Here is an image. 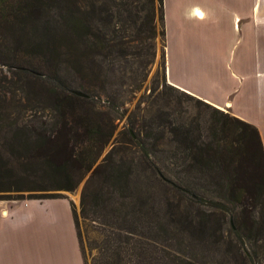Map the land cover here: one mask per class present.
<instances>
[{
	"label": "trees",
	"instance_id": "obj_1",
	"mask_svg": "<svg viewBox=\"0 0 264 264\" xmlns=\"http://www.w3.org/2000/svg\"><path fill=\"white\" fill-rule=\"evenodd\" d=\"M55 5L62 12V24L59 28H40L43 23H37L39 16L51 14ZM156 12L163 40V0H0V28L10 33L17 47L22 44H18L20 35L15 33L22 32L24 27L36 33L34 41L24 42L23 49L24 52L30 49L36 60H24L18 54L6 67L31 85L45 77L51 57L62 56L71 60L75 74L89 75L87 61L96 56L99 44L104 48H127L143 40L152 42ZM30 35L25 33L23 37ZM27 43L34 44L27 46ZM148 47L152 49V44ZM128 56L122 50L115 53L119 59ZM161 69L165 81L163 50ZM70 90L47 91L49 98L44 97L51 112L42 114L43 120L34 125L22 123L19 114L12 116L13 112L0 108V138L4 142L0 146V199L12 193L39 196L33 200L65 198L58 192L73 191L87 175L80 192L79 216L85 233L98 234L89 243L90 264H153L154 222L147 219L148 212L140 215V209L132 212L134 206L127 205L131 168L121 158L113 159L111 152L97 163L102 149L114 135L117 118L96 108L92 101L96 96L90 86L83 89L87 99L71 95ZM30 91L10 89L0 94V104L20 106L36 95ZM186 97L209 110V120L201 128L194 121L189 126L176 124L170 131L174 137L171 157L175 169L167 171L161 163L154 164L145 158L153 172L151 177L153 181L164 182L161 176L173 188L177 222L193 240L202 237L204 228L198 215L190 216L182 210V200L187 196L190 203L202 201L185 178L190 170L218 187V200L213 203L223 210L222 217L226 205L237 207L233 220L236 224L238 221V228L230 232L244 231L243 217L248 206L264 207V151L259 133L245 121L192 95ZM120 135L126 137V132L119 131L112 145L121 143ZM71 208L82 260L88 264L72 204Z\"/></svg>",
	"mask_w": 264,
	"mask_h": 264
},
{
	"label": "rangeland",
	"instance_id": "obj_2",
	"mask_svg": "<svg viewBox=\"0 0 264 264\" xmlns=\"http://www.w3.org/2000/svg\"><path fill=\"white\" fill-rule=\"evenodd\" d=\"M210 4L213 6L212 14L207 9ZM219 6H223L222 0H163V40L159 35L161 23L156 12L155 38L152 42L143 40L135 47L127 48L106 45L104 48L97 43L96 56L87 61L89 75L75 74L70 67V59L51 57L48 69L44 71L45 77L31 85L22 76L11 74L12 69H7L6 65H11L18 54L24 60H36L30 49L27 48L26 52L23 50L26 47L24 42L34 41L36 33H31V29L25 27L22 32L15 33L20 35L18 44H22L17 47L10 33L0 28V94L19 88L36 93L20 106L0 104L1 110L13 112L12 116L19 114L20 122L34 125L36 121L43 120L42 114L51 112L49 102L44 97L49 98L47 91L61 93L71 89L86 94L83 89L90 86L96 96L92 100L96 108L117 118L114 135L102 149L97 163L111 152L113 159L121 158L131 168L132 175L126 189L129 197L127 205L134 206L132 212L140 209V215L148 212L147 219L154 222L152 246L156 262L153 264H264V207L261 208L259 204L248 206V213L243 217L244 231L239 229L231 233L230 230L238 228V221L236 224L235 218L233 220L237 207L226 205V213L223 212L222 217L223 210L213 203L218 200V187L206 177H200L197 171L190 170L185 178L202 201L193 204L187 201V196L182 200V210L190 216L198 215L204 228L202 237L193 240L177 222L175 191L160 180L153 181V172L145 161L146 158L154 164L161 163L167 171H173L175 165L171 154L174 137L170 131L176 124L189 126L192 121L201 128L210 116L209 110L186 97L189 93L177 88L175 91L174 86L163 80L162 50L165 52L167 78L184 87L207 92L208 95L229 98L237 116L246 120L252 116L244 91L247 89L244 77L249 74L250 67L254 69L253 52L251 49L250 53L247 46L244 23H236L234 28L232 16ZM194 7L207 10L208 17H192ZM38 19L37 23H43L39 25L40 28H59L62 12L55 5L51 14L42 13ZM25 33L32 36L24 38ZM33 44L27 43V46ZM149 44H152V49L148 47ZM119 50L130 56L125 59L115 57ZM151 53H154L153 57ZM216 109L232 115L226 109ZM121 130L126 132V137L118 136L121 143L112 145ZM128 140L132 141L131 144L127 143ZM3 143L0 138V146ZM145 176L150 177L146 179ZM86 177L73 191L58 194L75 202L73 210L81 233L84 256L90 264L89 243L98 234L91 231L85 233L79 216L80 192ZM156 178L159 179L157 174ZM34 197L39 196L12 193L0 199V202L13 203L33 200Z\"/></svg>",
	"mask_w": 264,
	"mask_h": 264
},
{
	"label": "crops",
	"instance_id": "obj_3",
	"mask_svg": "<svg viewBox=\"0 0 264 264\" xmlns=\"http://www.w3.org/2000/svg\"><path fill=\"white\" fill-rule=\"evenodd\" d=\"M222 2L223 6L219 7L232 16L234 28L236 23H244L247 46L249 52L251 53V49L253 52L254 69L250 67L249 74L244 77L247 82V89L244 91L252 116L247 120L237 116L229 98L208 95L207 92L194 87H184L167 78L163 50L165 80L169 85L215 108L226 109L232 116H237L236 118L254 126L264 151V0ZM214 8L216 9V5ZM207 9L213 13L211 4ZM195 10L201 11V17L195 16ZM191 16L204 19L208 17V13L207 10L194 7ZM70 203L75 205V202L66 196L59 199L0 202V264H84Z\"/></svg>",
	"mask_w": 264,
	"mask_h": 264
},
{
	"label": "water",
	"instance_id": "obj_4",
	"mask_svg": "<svg viewBox=\"0 0 264 264\" xmlns=\"http://www.w3.org/2000/svg\"><path fill=\"white\" fill-rule=\"evenodd\" d=\"M69 92H70L71 94L77 96V97H81V98H85V99L88 98V96H87L86 94H84V93H82V92H79V91H76V90H70ZM160 178H161L164 182H167V183H168V181L165 180L164 178H162L161 176H160Z\"/></svg>",
	"mask_w": 264,
	"mask_h": 264
},
{
	"label": "bare ground",
	"instance_id": "obj_5",
	"mask_svg": "<svg viewBox=\"0 0 264 264\" xmlns=\"http://www.w3.org/2000/svg\"><path fill=\"white\" fill-rule=\"evenodd\" d=\"M194 12V11H193ZM195 16L197 17V18H199V17H201V15H202V13H201V11L200 10H195Z\"/></svg>",
	"mask_w": 264,
	"mask_h": 264
}]
</instances>
